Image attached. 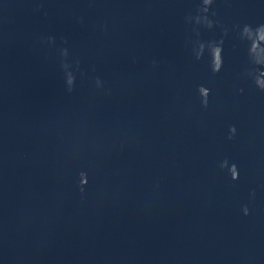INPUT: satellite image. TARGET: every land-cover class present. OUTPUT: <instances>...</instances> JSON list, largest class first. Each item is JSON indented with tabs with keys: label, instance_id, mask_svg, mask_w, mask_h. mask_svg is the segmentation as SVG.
Segmentation results:
<instances>
[{
	"label": "water",
	"instance_id": "obj_1",
	"mask_svg": "<svg viewBox=\"0 0 264 264\" xmlns=\"http://www.w3.org/2000/svg\"><path fill=\"white\" fill-rule=\"evenodd\" d=\"M199 4L0 0V264H264V92L239 36L264 0H213L211 29ZM220 39L213 74L193 42Z\"/></svg>",
	"mask_w": 264,
	"mask_h": 264
},
{
	"label": "clouds",
	"instance_id": "obj_2",
	"mask_svg": "<svg viewBox=\"0 0 264 264\" xmlns=\"http://www.w3.org/2000/svg\"><path fill=\"white\" fill-rule=\"evenodd\" d=\"M213 0H200V4L197 8V14L195 16L186 17V20L191 21L195 25H202L207 29L213 27V21L208 18L209 7L212 5ZM195 31V29H194ZM197 35L199 33L197 32ZM240 39L247 41V60L249 65L252 67L246 72V75L251 78L253 85L259 90L264 92V24H259L255 28L251 25L245 24L240 29L239 33ZM47 42L49 44L53 43V37H48ZM222 45L223 39L220 40H210V41H201L196 40L193 42L192 52L195 59L199 60L207 51L208 55V66L210 71L215 74L218 73L223 64L222 59ZM68 56V50L66 48L60 49L61 57V68L64 70V81L65 86L68 92L73 90L75 76L71 71H69L70 65L65 62V58ZM156 62L153 61L155 66ZM78 67L79 61H76ZM95 85L97 88L102 86V81L99 77L95 78ZM240 92H243V89H239ZM198 94L199 102L201 108H207L209 103V96L211 90L203 85H198L196 88ZM236 127L234 125H229L228 127V136L229 140L233 139L236 135ZM219 168L223 171L226 170L228 176L232 181L238 179V169L235 163H230L227 158L223 159L219 163ZM88 184V173L84 170H81L77 173L76 179V188L83 194L85 188ZM255 193H250V197L254 198ZM241 212L244 215L249 214V209L247 205L241 207Z\"/></svg>",
	"mask_w": 264,
	"mask_h": 264
}]
</instances>
